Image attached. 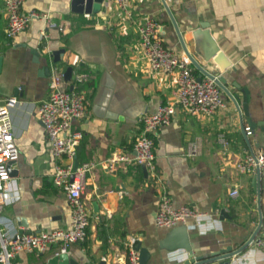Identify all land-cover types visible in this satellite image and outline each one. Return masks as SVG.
<instances>
[{"label": "crops", "instance_id": "0c3cea01", "mask_svg": "<svg viewBox=\"0 0 264 264\" xmlns=\"http://www.w3.org/2000/svg\"><path fill=\"white\" fill-rule=\"evenodd\" d=\"M188 49L192 30L208 24L211 35L230 65L220 71L210 59L209 70L222 74L237 96L251 149L241 142L240 116L224 93L225 106L212 116L177 110L154 136L157 178L141 164L118 161L109 170L99 162L113 153L132 155L140 118L174 98L175 74L152 72L137 46L135 20L157 19L165 43L184 51L162 0H126V11L104 0L96 13H75L71 0H24L22 9L47 11L56 26L34 18L14 38L5 36L7 18L0 0V99L15 95L10 105L18 147L4 190L0 215L3 231H39L67 227L70 207L51 179L55 159L35 106L47 96L49 53L64 48L60 64L80 65L91 72L94 89L86 88V113L73 123L83 136L77 146L78 163L93 161L86 174L84 195L90 208L87 237L72 245L69 255L78 264H126L132 235L145 246L147 264H183L190 256H209L227 246L242 244L259 222L254 173L238 171L236 163L264 143V0H165ZM44 30V32H43ZM32 49L38 51L35 56ZM195 57L198 55L193 52ZM194 70L199 71L194 66ZM93 80V79H92ZM87 85V84H86ZM91 93V95H90ZM228 139L223 152L218 134ZM198 151L190 155L189 144ZM236 186L238 194L229 191ZM164 187L176 206L187 204L203 214L173 227H158L154 215ZM95 204V205H94ZM224 209L229 216L221 215ZM262 223L254 241L227 259L226 264H264V174L260 180ZM56 247L19 252L15 264H61L52 261ZM213 261L206 264H219Z\"/></svg>", "mask_w": 264, "mask_h": 264}, {"label": "built area", "instance_id": "2783aa9c", "mask_svg": "<svg viewBox=\"0 0 264 264\" xmlns=\"http://www.w3.org/2000/svg\"><path fill=\"white\" fill-rule=\"evenodd\" d=\"M7 18L5 36L14 38L23 31L34 18L41 19L45 27L56 26V21L47 11L22 9L24 0H2ZM119 9L126 11V0H108ZM137 46L141 50L149 69L154 72L175 74L174 98L161 103L156 110L145 113L140 118L138 132L133 143L132 155L113 153L100 161L104 168L112 170L118 161L144 164L149 176L157 178L154 154V136L164 124L171 121L177 110L196 116H212L225 106L224 91L207 75L200 79L194 72V65L185 51H175L169 47L161 34L160 22L142 15L135 20ZM44 32V30H43ZM59 62L50 64L47 96L35 106L36 114L43 124L44 135L49 142L51 155L56 160L51 173L52 182L65 193L70 207V222L67 227L39 231H15L9 233L0 227V264H15L13 257L22 251H45L55 246L56 252L72 254V245L87 237L90 222V208L84 195L86 174L95 165L93 161L77 163L74 166L77 146L83 136L73 123L86 113V88L84 84L91 72L80 65L73 66L70 78L64 76L66 66ZM218 74L215 75L217 77ZM15 95L0 99V211L4 202V190L10 178L7 170L9 161L18 153L10 105L19 102ZM247 133H251L246 126ZM223 152L227 151L228 139L223 132L218 134ZM198 145L190 142V155H195ZM238 171L264 174V143L256 151L247 152L236 163ZM229 194L236 196L234 186ZM203 214L187 204L176 206L168 191L162 187L158 194V204L154 223L158 227H173L185 223L189 218ZM1 218V215H0ZM1 224V219H0ZM139 236L132 235L127 242L126 264H139V252L135 248ZM254 241V240H253ZM264 246V234L255 239Z\"/></svg>", "mask_w": 264, "mask_h": 264}, {"label": "water", "instance_id": "95a60500", "mask_svg": "<svg viewBox=\"0 0 264 264\" xmlns=\"http://www.w3.org/2000/svg\"><path fill=\"white\" fill-rule=\"evenodd\" d=\"M104 0H71V10L75 13H96L101 9V6L103 4ZM165 6V9L171 19L172 24L175 27V30L177 32L178 38L180 40V43L184 49V51L189 55L193 65L197 68L199 71L198 79L201 78L202 75H207L211 78H214V81L222 88L225 94L228 95V97L234 102L236 105L239 116H240V133H241V142L242 145L245 147H249L251 149L250 141L247 135L246 126L242 120V113L241 109L238 104L237 96L232 92V90L229 88L226 78L222 74H218L217 77L215 75L217 74L213 70H209L206 66V62L212 59L217 64V67L220 71H224L229 65L230 60L227 58V56L224 54L222 50H220L216 40L211 35L209 25L200 23V25L192 30V41H193V52H195L198 55V58L195 57L194 53L191 52L186 42L184 41V38L179 30L178 24L174 18V15L172 14L169 6L166 4L165 0H162ZM32 52L35 56H38V51L36 49H32ZM64 52V48H57L52 50L49 53L50 62H60L61 55ZM2 66V55L0 54V71ZM43 71L45 74H50V66L45 65L43 66ZM72 66L68 65L65 67L64 70V76L65 79L70 78ZM255 123L251 121L249 127L254 128ZM14 163V159L9 161L7 164V170L10 176L16 175V169L12 168V164ZM74 166L77 165L78 160L75 157L74 158ZM143 172L146 173L147 169L144 164H141ZM260 180H261V173L258 169H256V172L254 173V179L253 184L255 186V190L257 192V201H258V211H259V222L256 228L253 230L251 235L238 247L232 248L231 246H227L226 248H222L216 252H212L209 256H190L187 260L184 261L183 264H206L213 261H219V264H226L227 259L231 257L234 254H237L238 252L242 251L244 248H246L249 244H251L258 234L260 230V226L262 223V217L260 213ZM95 205V204H94ZM221 215L229 216L227 212L224 209L220 210ZM135 248L139 252V264H147V260L150 256L149 250L141 245V242L138 241ZM59 260L61 264H78L73 258H71L69 255L65 253H59L52 261ZM97 264H105V260H101Z\"/></svg>", "mask_w": 264, "mask_h": 264}, {"label": "trees", "instance_id": "16d2710c", "mask_svg": "<svg viewBox=\"0 0 264 264\" xmlns=\"http://www.w3.org/2000/svg\"><path fill=\"white\" fill-rule=\"evenodd\" d=\"M194 72L195 73H197V71L196 70H194ZM93 79V80H92ZM95 80H94V78H93V76H90V78L86 81V83L84 84V86L86 87V86H88V87H90V89H94V87H95ZM87 84V85H86ZM90 95H91V93H90Z\"/></svg>", "mask_w": 264, "mask_h": 264}, {"label": "rangeland", "instance_id": "374dc122", "mask_svg": "<svg viewBox=\"0 0 264 264\" xmlns=\"http://www.w3.org/2000/svg\"><path fill=\"white\" fill-rule=\"evenodd\" d=\"M61 65H62V64H60V63H59V65H58V66H59V67H61ZM62 66H63V65H62Z\"/></svg>", "mask_w": 264, "mask_h": 264}]
</instances>
